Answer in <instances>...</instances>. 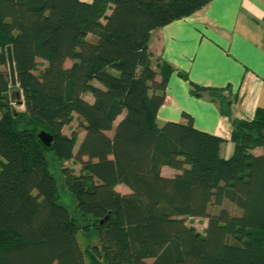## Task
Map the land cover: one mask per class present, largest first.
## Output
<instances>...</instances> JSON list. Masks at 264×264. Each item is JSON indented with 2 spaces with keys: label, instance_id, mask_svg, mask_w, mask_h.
<instances>
[{
  "label": "trees",
  "instance_id": "16d2710c",
  "mask_svg": "<svg viewBox=\"0 0 264 264\" xmlns=\"http://www.w3.org/2000/svg\"><path fill=\"white\" fill-rule=\"evenodd\" d=\"M208 2L0 0V264H264V110L233 121L230 159L190 115L157 121L173 69L153 64L151 35ZM193 87L230 113L223 92ZM55 164L89 228L61 204ZM189 219L207 220L205 233ZM81 230L98 242L83 249Z\"/></svg>",
  "mask_w": 264,
  "mask_h": 264
},
{
  "label": "crops",
  "instance_id": "0c3cea01",
  "mask_svg": "<svg viewBox=\"0 0 264 264\" xmlns=\"http://www.w3.org/2000/svg\"><path fill=\"white\" fill-rule=\"evenodd\" d=\"M150 52L154 65L165 61L173 69L158 125L187 123L188 114L197 129L225 140L221 156L230 159L233 121H252L264 110V0H209L192 16L154 31ZM193 86L223 92L230 113L208 94L196 97ZM176 173L163 168L166 177Z\"/></svg>",
  "mask_w": 264,
  "mask_h": 264
},
{
  "label": "rangeland",
  "instance_id": "374dc122",
  "mask_svg": "<svg viewBox=\"0 0 264 264\" xmlns=\"http://www.w3.org/2000/svg\"><path fill=\"white\" fill-rule=\"evenodd\" d=\"M39 62H40L39 69L42 70L46 66V63H44L42 61H39ZM70 64H71L70 62L67 63L68 66ZM35 74L38 75L39 72H36ZM14 92H16V90H14ZM11 95L13 96V94H11ZM86 99L90 102L92 101V97L90 95H88L86 97ZM11 106L17 112H24V110H25L24 106H21L18 103V99L14 100L13 97H11ZM0 119H1V112H0ZM78 124H79V122H78L77 116L75 115V120L72 122V124L69 127H66L64 129V133L66 135H71L74 130L78 129ZM109 135L112 136L113 133L110 132ZM84 136H85V133L82 130H79V144L83 140ZM258 151L260 153L261 150H258ZM258 151H256V152H258ZM64 165L66 167L73 169L76 174H79L81 172V169H82L81 165L78 164L77 162L73 161V160L64 163ZM60 167H61V165L55 164L52 168V171L55 173V175L58 176L57 178H58V185H59V191H60V197H61L60 202H61V204H63L64 206H66L69 209L70 213L75 217V219L77 220L78 224L81 227L89 228V226H91L92 222L85 221L77 212H75L76 208H77L76 199L74 196L70 195L64 189V179H62L60 177ZM126 190H128V189H126L125 187L118 188V191H120V192H125ZM228 207H229L230 211L235 215H239L241 213V211L238 208H236L235 206H232L229 204ZM212 211L214 212V211H216V209H213ZM187 224L189 226L195 227L202 234L205 233V230L207 228V220L189 219L187 221ZM78 241H79L81 247L83 249H85L90 244H93V245L96 244L98 242V236L94 233L93 230H89L88 232H84L81 230V232L78 234ZM149 263L151 264L152 261H149Z\"/></svg>",
  "mask_w": 264,
  "mask_h": 264
},
{
  "label": "water",
  "instance_id": "95a60500",
  "mask_svg": "<svg viewBox=\"0 0 264 264\" xmlns=\"http://www.w3.org/2000/svg\"><path fill=\"white\" fill-rule=\"evenodd\" d=\"M8 58H9L11 84L13 88H16L18 87V83H17L16 69H15L11 48L8 49ZM38 139L46 148H50L54 138L51 134L47 133L46 131H41L38 134Z\"/></svg>",
  "mask_w": 264,
  "mask_h": 264
}]
</instances>
